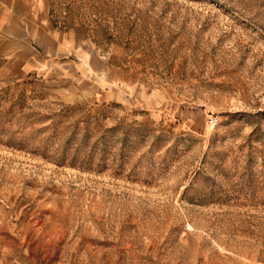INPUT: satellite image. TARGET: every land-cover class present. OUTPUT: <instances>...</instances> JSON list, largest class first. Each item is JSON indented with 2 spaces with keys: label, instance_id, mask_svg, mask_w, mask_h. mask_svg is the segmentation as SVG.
Wrapping results in <instances>:
<instances>
[{
  "label": "rangeland",
  "instance_id": "374dc122",
  "mask_svg": "<svg viewBox=\"0 0 264 264\" xmlns=\"http://www.w3.org/2000/svg\"><path fill=\"white\" fill-rule=\"evenodd\" d=\"M0 7V264H264V0Z\"/></svg>",
  "mask_w": 264,
  "mask_h": 264
},
{
  "label": "crops",
  "instance_id": "0c3cea01",
  "mask_svg": "<svg viewBox=\"0 0 264 264\" xmlns=\"http://www.w3.org/2000/svg\"><path fill=\"white\" fill-rule=\"evenodd\" d=\"M13 20V19H11ZM10 20V21H11ZM18 25L16 24V21L14 20L10 22V27H4V25L2 24V9L0 7V47L4 44V42L6 43H11L13 41H17L18 39ZM1 49H0V61H2L3 54H1ZM13 52L10 51V54H12ZM13 59H11L9 62H12Z\"/></svg>",
  "mask_w": 264,
  "mask_h": 264
}]
</instances>
